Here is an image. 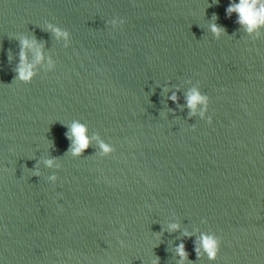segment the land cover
<instances>
[{
	"label": "clouds",
	"instance_id": "9594fccd",
	"mask_svg": "<svg viewBox=\"0 0 264 264\" xmlns=\"http://www.w3.org/2000/svg\"><path fill=\"white\" fill-rule=\"evenodd\" d=\"M232 13H236L238 16L237 23L244 28L245 32L248 34L256 33L259 35V32L264 28V0H239V3H236L235 0L229 4L227 8V14L231 16ZM113 24L116 23V20L112 21ZM125 21L120 19V24L123 26ZM48 30H50L55 38L59 39L61 37L67 39L69 32L67 30H61L59 27H54L52 24L47 25ZM209 30L217 37L225 32V29L218 26L215 22L209 25ZM32 52L33 61H29L28 53ZM43 60L42 45L38 46V42L35 39L29 40L23 38L20 40V51H19V63L14 69L16 75L15 79L22 81L24 83H30L34 77L33 68L36 64H39ZM51 65V61H49ZM170 99L173 102L177 101V97L173 94ZM187 107L192 110V114H195V110L198 104L207 102L208 97L202 95L197 89L193 88L187 94ZM203 116V112H201ZM212 123V118L209 117L208 124ZM87 128L84 124L74 121L68 126V132L65 134L67 139L71 142L69 147V152L73 156L82 155L83 152L90 146L91 138L87 136ZM103 153H108L111 151L108 145L103 142L99 145ZM55 158H51L45 161V164L51 167L54 163ZM34 175H39L38 172H34ZM51 180L55 181L56 177H50ZM179 226L177 224H171L169 230L176 231ZM200 248L207 253L209 259H215L216 254L219 249L218 240L208 234H201L199 239V247L196 249L197 256L199 257ZM176 253L180 257L181 261H184L188 257V253L185 250L183 243L179 244L176 248Z\"/></svg>",
	"mask_w": 264,
	"mask_h": 264
}]
</instances>
